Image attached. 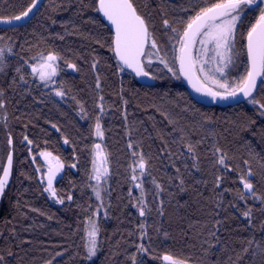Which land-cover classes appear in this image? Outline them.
Listing matches in <instances>:
<instances>
[{"label":"trees","instance_id":"1","mask_svg":"<svg viewBox=\"0 0 264 264\" xmlns=\"http://www.w3.org/2000/svg\"><path fill=\"white\" fill-rule=\"evenodd\" d=\"M134 3L150 21L160 60L163 57L173 69L170 72L160 60L148 62L144 57V68L153 79L149 86L140 84L120 65L111 50L113 30L97 11L96 0H45L27 25L0 29V44L8 43L12 49L7 68L0 72V89L5 92L2 111L6 119L0 125V138L3 155L14 151L12 182L0 201V255L5 256L4 264H47L48 261L51 264H132V256L136 257L137 264H163L161 257L165 254L190 260V264H232L249 239L264 246V211H261L264 204L252 198L245 204L234 197L235 190L242 187L238 178L246 167L245 159L251 161L257 173L253 177L255 191L264 197V179L260 174V161L264 160V110L250 103L251 98L226 108L207 107L189 93L176 59L180 45L169 39L173 34L163 27L162 20L186 18L191 12L183 9L190 4L203 5L204 0H134ZM30 4L31 0H0V18L15 17ZM260 8L258 4L242 13L235 36L237 55L234 63L225 69V75H216L217 80L231 83L246 75L249 67L246 35ZM162 10L166 15L161 14ZM49 52L61 57L57 61L60 73L55 88L65 91L66 95L59 100L52 96L51 89H46L31 75L30 65L37 62L40 54ZM65 61L76 64L77 69L72 71ZM19 75H24L27 83L20 81ZM97 76L100 89L96 88ZM253 96L264 102V82ZM99 104H103V112ZM97 116L101 117L102 141L94 134ZM245 125H249L247 131ZM174 126L189 132L191 141L206 136L198 148L201 171L190 169V174L185 171L183 163L190 166L192 161L179 143L180 133L173 131ZM212 132L216 135H208ZM8 136L12 139L11 146H8ZM65 139L69 140L68 144L64 143ZM95 143H100L109 154L106 189L111 195H103L108 217L103 214L93 217L98 220L101 231L97 255L89 260L85 221L100 204L89 187L92 180L88 178L92 175ZM129 143L134 148L129 149ZM217 146L227 153L226 163L234 171L226 172L222 165L215 163L219 156L215 153ZM169 150L182 152L183 156L170 159ZM44 151L59 157L66 167L55 188L61 196L71 194L72 201L65 199L64 204H56L43 191L46 184L41 183L36 169L43 166L39 154ZM133 151L143 152L148 159L151 175L143 178L145 189L155 192L153 177L164 188L158 199L146 195L150 207L163 201L164 216L153 211L147 217H140L133 206L136 201L128 197L133 185L129 165L137 159L131 155ZM173 161L181 168L184 191L174 179ZM73 163L77 165L76 171L71 168ZM217 175L224 177L219 188L215 187ZM132 190L133 197L139 196V190L134 187ZM246 207L253 209L251 226L242 215ZM216 221H223L218 233L219 244L210 235ZM141 223L147 233L144 239L140 238ZM139 244L149 248L146 255L137 252ZM209 244L216 246L205 255ZM256 247V243L251 245L252 249ZM9 251L14 255L8 256ZM238 264H252L251 251ZM256 264H264V258L258 257Z\"/></svg>","mask_w":264,"mask_h":264},{"label":"snow or ice","instance_id":"2","mask_svg":"<svg viewBox=\"0 0 264 264\" xmlns=\"http://www.w3.org/2000/svg\"><path fill=\"white\" fill-rule=\"evenodd\" d=\"M38 0H31L30 6L23 11L21 14L16 15L13 20L19 21L22 18H26L36 7ZM97 11L103 14L104 17L111 23L114 27V36L112 39L111 50L115 52L119 61L122 62L129 68H132L138 76L147 77L149 73L144 70L141 57L145 54L146 46H149L152 49L159 50L156 38L154 34L150 31V21L146 19L145 15L140 13L135 6L134 0H96ZM254 4H257V0H204L203 5H197L193 7L191 4L188 8L183 9L184 12L189 13L186 18L181 17L179 20H169L164 18L162 20V25L166 30H169L173 35L169 37L170 40H176L180 47V55L176 58L180 62V72L183 73L192 83L193 77L196 72L203 73L205 71L204 64L208 61L203 59L207 56V53L211 51L214 55L211 59L217 62V67L215 69L216 73H220L222 76L225 75V69L234 63L236 57L235 50V36L237 23L241 20L242 13L244 12L245 7H250ZM258 6V5H257ZM162 15H166L164 11L161 12ZM13 20H4L3 23H12ZM180 24L181 27L177 28L174 25ZM62 38V37H61ZM2 39V37H0ZM246 50L249 67L246 69V75H243L239 78L238 81H233L229 83L227 80H216V87L218 89H223V93L220 91H212L211 89H203L205 94L211 96L213 99L219 97L221 100L228 98H235L238 93H242L245 98H251L250 103L258 105L261 110H264V102H261L253 96V92L257 88V78L264 77V8H260V14L256 19L255 23L247 31L246 35ZM197 43L201 45L199 53L197 55L193 54ZM212 47L209 48L208 46ZM11 52V49L8 50ZM5 50L0 49V64L4 62ZM36 59V57H33ZM61 57L54 53L49 52L47 55L40 54L39 63L32 64L31 75L38 77V79L45 84L48 81H52L54 77L58 75V64ZM161 63L168 68V71L172 72L173 69L168 67V62L161 57ZM27 63V62H25ZM67 67L74 70L77 69L76 64L68 63ZM199 65V67H197ZM92 68H96V64L93 63ZM4 69L0 67V72ZM16 72L19 74L21 69L16 68ZM175 74V73H174ZM208 77L206 76L205 79ZM19 80L27 83L24 75H19ZM264 82V81H262ZM15 83V80L13 81ZM197 92L202 91L201 87H196ZM96 88H101L100 78L96 77ZM5 95L3 89H0V108L4 107V102L2 97ZM57 97H64L66 95L65 91L57 90L55 92ZM101 101L103 97L99 98ZM79 103V102H78ZM127 103V101H125ZM98 108L103 112V104H99ZM81 111L83 112V105H81ZM264 114V112H262ZM100 116L96 117V123L94 127V134L96 137L103 138L104 132L101 128ZM250 123H255L251 121ZM53 128H56V125H52ZM249 125L244 126V130H248ZM57 131L59 129L57 128ZM173 131L180 133L179 143L186 149L189 154L188 158L191 159L192 163L189 166L186 162L183 163L185 171L194 169L195 171H201L199 164V155L198 148L201 144L204 143L206 136H201L200 139L196 141H191L190 133L186 132L184 128L173 127ZM195 134V133H191ZM208 135H216L215 132H212ZM163 139V136H160ZM264 138V137H262ZM25 140L28 144H32L31 140H28L25 137ZM177 143V141H173ZM11 143V140H9ZM65 144L69 143L68 139L64 140ZM129 149L134 148L132 143L127 145ZM165 148H168V145L165 144ZM251 149V146L249 145ZM163 151V150H162ZM215 153H219L218 159L215 163L224 166L226 172L234 171L235 169L229 167L226 163L227 153L223 151L220 147H215ZM214 153V154H215ZM133 157H137L133 161L132 165H129L131 170L130 179L133 182L132 187L129 188L128 197L134 199L136 203L133 205L138 209L140 217H147L153 211L156 212L158 216H164V204L162 200H159L154 207H150L149 203L146 201V195H153L156 199L159 198L160 193L164 191V188L159 184L156 179L152 178V184L154 185L155 192L149 193L144 187V177L150 176L151 172L149 171V163L146 155L143 152L133 151L131 153ZM168 157L171 159L173 156H176V159H180L183 156V153H173L172 151L167 152ZM40 156L45 158L47 163V175H46V186L43 188V191L49 193L50 198L54 199L58 204H64L65 199L72 201L73 197L71 194H68L66 197L58 194L57 189L53 185V181L57 173L64 168V164L60 161L59 157H54L51 152H40ZM109 154L105 152L103 146L100 143H95L92 146V175H89V180H95V185H89L92 188L95 198L101 203L97 206L96 210L93 212L92 216H89L85 221V231L87 233V243L85 244L86 248V258L91 259L97 255L98 251V236L101 231L97 221L93 218L94 216H99L100 209L104 208L102 198V189L101 182L107 183V177L109 176ZM51 161H55V164ZM35 162V158H33ZM261 163V178L264 179V160L260 161ZM243 164L246 166L244 170L241 171L239 175V183L242 186L240 189L235 190L234 197L237 200L244 201L247 203L248 198L253 200H259L261 204H264V197L258 196L255 191V184L253 183V177L257 174L253 168L251 161L245 159ZM76 164L71 165L72 168H76ZM172 166L175 168L176 177L179 181L180 190L184 191L185 180L183 175H181V168L177 167L175 161H173ZM12 168V155L9 154L7 158V166L2 168V175H0V194H3L6 186L9 181L10 173ZM137 170L139 172L137 173ZM37 172L40 171V168L36 169ZM173 179V178H170ZM224 180V177L217 175L215 178V187L219 188ZM44 183V180L41 181ZM139 190V196L133 197L132 188ZM104 193L108 196L111 195L108 189L103 190ZM235 207V205H232ZM111 207V204L107 206ZM264 211V208L261 209ZM253 209L251 207H246L242 215L248 220L249 226H251ZM105 218L108 217V212H104ZM223 221H216L213 225L214 231L210 232V235L216 238L217 244L221 243L220 237L218 236L219 231L221 230ZM140 228L142 230L141 239H144L147 236V233L143 231L144 224L141 223ZM262 230H264V225H262ZM157 231H159L157 229ZM167 235V233H165ZM199 235V234H198ZM207 243V240L204 241ZM253 243L257 244L255 249L251 248ZM215 244H209V248L205 249V255L208 254L209 250L212 247H215ZM251 251L252 254V264H256L258 257L264 258V246L259 242H255L253 239L247 241V246L242 249V253L238 255L237 261H232V264H238V260ZM137 252L141 254H147L149 248L144 244H139L137 246ZM8 256L14 255L11 251L7 253ZM59 255V254H58ZM132 264H137L135 256L131 257ZM165 264H190V260L174 257L171 254H165L161 257ZM232 258L229 257V261ZM5 256L0 255V264H4ZM47 264H51V261H48ZM142 264V262H141Z\"/></svg>","mask_w":264,"mask_h":264},{"label":"water","instance_id":"3","mask_svg":"<svg viewBox=\"0 0 264 264\" xmlns=\"http://www.w3.org/2000/svg\"><path fill=\"white\" fill-rule=\"evenodd\" d=\"M44 2H45V0H38V3L36 5V7L29 14V16L26 17V18H22L19 21L13 20L14 17H12V18H0V29H13V28L22 27V26L27 25L36 16V14L39 12V10L41 9V7L44 4ZM256 6H257V4H254V5L250 6V8H254ZM101 15H102L103 19L106 21V23L111 27V29L113 30V33H114L115 32L114 27L106 19V17L103 16L102 13H101ZM4 20H13V22L10 23V24L9 23H3L2 21H4ZM146 49H147V46H146V48L144 50L145 54H146ZM145 54L140 58L142 63H143V66H144L143 59H144ZM179 55H180V52H179ZM117 59H118V57H117ZM118 61H119V59H118ZM119 63L125 70L129 71L130 73H132L136 77V79L139 81L140 84L145 85V86H149V85H151L153 83V79H152L150 74L147 77L138 76L136 74V72L132 68L127 67L126 65H124L120 61H119ZM178 67H179V71H180V62H179V60H178ZM144 70H145V68H144ZM180 75L183 78V81H184L189 93L195 99V101H197L199 104L205 105L207 107L217 106V107H221V108H226V107H229V106H235V105L241 104V103H243V102H245V101L250 99V98H245L242 93H238L235 98H228V99H225V100H221L219 97H217V98L213 99L211 96L206 95L205 91H203V89H211L212 91H215V90H213L212 88L206 86L203 83V81L200 79V77H199L197 72L195 73V75L193 77L192 83L189 82V79L183 73L180 72ZM262 78L263 77H258L257 78V88L253 92V95L259 89V87L261 85V82H262ZM194 84L196 85V87H201L202 91L197 92L196 88L193 86ZM9 154L12 155V168H11V173H10V177H9V181H8L7 186H9L11 184V182H12L13 168H14V151L11 150L8 153V156H9ZM8 156H7V158H8ZM6 166H7V159H6L5 164H4V167H6ZM72 169H74L76 171V168H72ZM65 171H66V167L64 166V168L61 169L57 173V175H56V177H55V179L53 181L54 187L56 186L57 182L62 179V177L64 176ZM1 175H2V173H1ZM46 175H47V171H46ZM3 194H0V201H1V198L3 197ZM163 264H165L164 261H163Z\"/></svg>","mask_w":264,"mask_h":264},{"label":"rangeland","instance_id":"4","mask_svg":"<svg viewBox=\"0 0 264 264\" xmlns=\"http://www.w3.org/2000/svg\"><path fill=\"white\" fill-rule=\"evenodd\" d=\"M258 4H260L261 5V8H264V0H257V5ZM248 7H245V9L244 10H246ZM209 48H211L212 46L211 45H209L208 46ZM147 48H149V51H147V49H146V55H145V58H146V61H148V62H153V61H157V60H160V56H159V54H158V52H157V49H152L151 47H150V45L149 46H147ZM200 48H201V45L199 44V43H197V45H196V47H195V49H194V51H193V54L194 55H197L198 53H199V50H200ZM0 49H4L5 50V57H6V59L4 60V62L2 63V64H0V67H2L4 70L7 68V66H8V59L10 58V55H11V52H12V49H11V47H10V45L8 44V43H1L0 44ZM9 49H11V52H9L8 50ZM214 55V53H212L211 51H209L208 53H207V56H205V57H203V59H205V60H207L208 62L207 63H205L203 66H204V69H205V71L203 72V73H200V72H197L198 73V75H199V77H200V79L203 81V83L206 85V86H208V87H210V88H212L213 90H215V91H220V92H223V89H218L217 87H216V83H215V81L217 80V74H219L220 75V73H216L215 72V69H216V67L218 66L217 65V62H215V61H213L212 59H211V57ZM40 61H39V59L37 60V62L35 63V64H38ZM58 64V63H57ZM197 67H199V65H197ZM72 71H74V69H72V68H70ZM59 73H60V71H59V68H58V75H59ZM58 75L56 76V77H54L53 78V80L52 81H48L47 82V84H45L44 82H42V81H40L39 79H38V77H35L38 81H40L44 86H45V88L46 89H51L52 90V93H53V97L55 98V99H61L62 97H57L56 95H55V92L58 90V89H56L55 87H56V79H57V77H58ZM208 77L207 79H205V77ZM3 109L2 108H0V125L1 124H5V122H6V119H5V114H3V111H2ZM96 139L97 140H99V141H102V138H99V137H96ZM7 140H8V146H11V144H12V139H11V137L10 136H8L7 137ZM9 140H11V143H9ZM4 146H3V142L1 141V138H0V175H1V173H2V168L4 167V164H5V161H6V159H7V156H8V154L6 155V154H4L3 155V148ZM45 152V151H44ZM54 156V155H53ZM39 157L41 158V160H42V163H43V166L42 167H40V176H41V179L42 180H44V183L46 184V171H47V163L45 162V158L44 157H41L40 156V154H39ZM55 157V156H54ZM52 163H53V165L55 164V161H51ZM224 167V166H223ZM96 184V181L95 180H92V185H95ZM107 184H108V177H107V183L105 184L103 181L101 182V189H102V198H103V195H104V189H106L107 188ZM48 196H49V193H46ZM94 196H95V194H94ZM49 198H50V196H49ZM50 200L52 201V202H54V203H56L55 202V200L54 199H52V198H50ZM257 201V200H256ZM100 202V201H99ZM101 203V202H100ZM56 204H58V203H56ZM104 212H105V210H104V208H102V209H100V214H103L104 215ZM95 220L97 221V223H98V220L95 218ZM86 241H87V233H86ZM98 242H99V236H98ZM94 258V257H93ZM92 259V258H91Z\"/></svg>","mask_w":264,"mask_h":264}]
</instances>
